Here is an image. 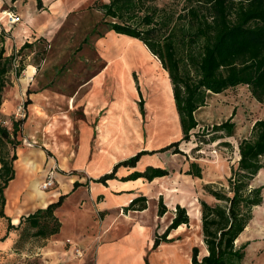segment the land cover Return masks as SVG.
I'll use <instances>...</instances> for the list:
<instances>
[{"label":"crops","instance_id":"0c3cea01","mask_svg":"<svg viewBox=\"0 0 264 264\" xmlns=\"http://www.w3.org/2000/svg\"><path fill=\"white\" fill-rule=\"evenodd\" d=\"M28 2L29 0H0V10H13L22 16V22L12 32L6 20L0 23V50H5V57L20 50L26 43L22 40L23 37L32 41L42 37L48 39L52 34L42 35L40 29H34L30 17L35 18L37 13L43 10L52 11L56 7L60 14H67L66 10L61 9L59 0H52L47 7L43 2L42 9L28 8ZM52 19L58 23L59 16L53 15ZM120 36L123 39L138 41ZM13 42L17 44L13 45ZM121 54L122 57L114 58L115 64L107 65L106 69L93 74L81 85L79 90L86 89L84 95L77 92L73 96H66L54 94L45 87L39 88L34 66L32 67L35 68V73L25 83L30 87L26 98L31 103L27 105L28 118L16 136V140H22L23 144L18 145L16 150L18 158L14 162L15 179L5 190V215L17 225L22 216L46 208L65 196L62 205L55 212L61 222L60 232L47 240L48 243L40 249L45 264H192L193 248L197 244L192 241L188 232L184 230L180 234L179 230L188 229L195 219L200 227L202 239L199 200L215 202L204 190L214 182L203 177V170L202 178L185 174L190 170L191 163L199 164L192 158L188 159L189 156L172 152L145 155L135 168L121 167L116 173V178L106 183L95 182L110 173L119 162L138 152L159 150L183 137L168 73L165 87L168 89L167 96L170 101L165 103V107L160 105L157 112L150 109L145 101L146 116L150 111L155 113L154 118L161 127L157 131L150 122L145 132L138 101V86L131 71L134 61L146 63L148 56H155L149 50H130ZM109 55L111 52L105 51L103 57L106 62L109 60L112 63L113 58H108ZM111 77L117 79V83H108ZM144 84L151 87L152 92L155 91V82L150 84L143 81L139 88L143 86L145 90ZM113 89L115 97L110 99L109 91ZM31 90H34V93ZM79 101L84 104V112L83 118L78 121L72 111L74 103ZM16 104L14 99L2 101L0 115L7 119L16 110ZM60 107L66 112L62 116L54 117V114L59 115L57 109ZM167 118L175 125V136L159 143L153 141L152 137L147 139L146 135L161 132L162 121ZM183 151L186 152L184 149ZM180 157L183 158L182 164L179 163ZM148 166L167 169L170 175L155 178L151 182L144 178L124 179L134 172H143ZM199 166L202 167L200 164ZM176 167L179 171H176ZM51 169L56 172V186L44 192L40 185ZM176 173L191 179L192 186L186 183H182V189L175 186L174 183L180 181ZM75 183H78V186L75 187ZM140 196L147 198V209L126 212L125 208L131 201ZM161 197L165 200V205L169 204L166 199L173 198L171 204L174 205V212L168 210L164 216L159 217ZM178 205L187 209L189 226L181 225L173 230L168 237L173 239L172 242H161L157 249H153L156 236H161L171 224ZM193 214L196 218L192 217ZM0 231L1 238L7 231V221L3 218H0ZM15 237L11 234L5 242H1L0 249H11ZM67 240L74 241L83 249L84 255L80 260L69 250ZM207 253L203 244V256Z\"/></svg>","mask_w":264,"mask_h":264},{"label":"trees","instance_id":"16d2710c","mask_svg":"<svg viewBox=\"0 0 264 264\" xmlns=\"http://www.w3.org/2000/svg\"><path fill=\"white\" fill-rule=\"evenodd\" d=\"M140 1L110 0L100 5V11L105 19H110L105 24L109 31L142 42L160 60L172 84L183 137L159 150H144L119 162L110 173L95 180L98 183L116 178L121 167L135 168L145 155L172 152L187 156L180 145L191 140V132L199 125L195 113L206 106L211 94L219 95L238 86H247L252 97L264 106V0H181L184 13L179 18L187 21L184 32L172 25L173 17L162 16L161 20H156L157 9L139 16ZM186 35L190 36L187 44ZM181 43L185 45L184 55L180 54ZM31 45L26 42L18 54ZM4 53L5 50L1 49L0 107L2 90L7 84L4 78L13 70L16 60V55L5 57ZM24 70L22 65L16 74ZM143 102L141 100L139 104L145 114ZM30 103V100L26 101V105ZM24 122L25 119L14 122L12 132L0 124V218L7 221V231L0 243L16 234L14 245L18 248L35 238L49 240L60 232L61 222L55 212L65 198L62 196L46 208L22 216L17 225L5 215V190L15 179L14 162L18 158L16 136ZM215 129L232 136L234 124L226 122ZM263 170L264 119H259L250 136L239 144V161L232 167L226 186L214 188L207 185L204 188L215 200L214 203L199 200L202 239L208 253L200 258L199 247H194L192 264H245L250 244L238 245L237 241L254 219V208L263 203V187H254L255 178ZM185 174L202 178V168L191 163ZM168 175L170 171L167 169L148 166L143 172H134L124 179L144 178L151 182ZM147 201L144 196L137 197L125 211H144ZM167 211L161 197L158 216H164ZM189 223L187 209L178 205L171 224L161 236H156L153 249H157L161 242H172L173 239H168L170 233L181 225L189 226Z\"/></svg>","mask_w":264,"mask_h":264},{"label":"rangeland","instance_id":"374dc122","mask_svg":"<svg viewBox=\"0 0 264 264\" xmlns=\"http://www.w3.org/2000/svg\"><path fill=\"white\" fill-rule=\"evenodd\" d=\"M51 1L43 0L41 2L40 0L39 2L38 0H29L27 7L42 9L43 2L47 7ZM109 1L59 0L61 9L66 10L67 14H60V11L56 7L52 11L46 12V10H43L37 13L35 18L34 16L30 17L34 29H40L42 35L43 33L46 35L52 34L48 39L42 37L32 41L29 38L27 40L26 37H23L22 40L32 44V47L27 48L19 54L13 51L10 55H16V60L12 67L13 70L4 78L7 84L2 90V101L14 99L17 102V108L7 119H4L1 115L0 117L8 122L4 126L9 128L11 132L13 131L14 122L24 119L26 121L28 118L26 96H28L27 90L30 87L24 83L23 79L29 66H34L37 70L36 80L38 81L39 88L45 87L50 89L54 94L66 96H73L77 92L80 95H84L86 89L79 90L81 85L86 83L93 74L106 69L107 65L115 64L114 58L118 59L122 57V52L126 53L130 50H138L140 52L143 50L148 51V48L143 46L142 43L123 39L121 36L119 38L114 32L107 29L105 24L110 19L104 18L103 13L100 11V5L108 3ZM155 9H157L158 13L156 20H161L162 16L173 17L174 21L172 25H177L184 32L183 27L187 24V21L179 18V15L184 13L183 1L141 0L137 12L139 16H142L147 12L153 13ZM53 15L59 16L58 23L52 19ZM16 27L18 26L11 28V32ZM189 41L190 36L186 35L185 44ZM14 44L16 45L17 43L13 42ZM184 46L181 43L180 54L182 55H184ZM105 51L107 53L111 52V55L107 57L110 59L113 58L112 63L109 60L106 62L103 57ZM142 64L144 62L137 63L134 61L131 71L132 77L138 86V101H144L142 106L144 110H146V101L150 109L157 112L160 105L165 107V103L170 101L167 96L168 89L165 87L166 84L162 82H157L154 92H152L151 87L145 84V90H143V86L139 88V84L143 82ZM22 65L25 67V70L17 75L16 70ZM159 65L163 69L161 64ZM107 82L113 85L117 83V79L111 77ZM31 92L34 93V90H31ZM129 94L135 97L131 92ZM109 96L110 99L115 97L114 89L109 91ZM19 107H22L20 112L18 111ZM83 107L84 104L80 101L74 103L72 112L78 121L83 118ZM57 110L59 115L54 114V117L62 116L66 112L63 107ZM142 115L144 116L145 132L150 122L154 128H157V131L159 130L158 128L161 125H157L159 122H156L154 118L155 113L152 114L150 111L149 115ZM195 117L199 125L191 132V140L189 142L183 141L180 148L187 152L188 159L192 158L198 161L202 166L203 177L206 180L214 182L211 183V186L214 188L226 186L227 179L231 176L232 167L236 166L239 161V144L243 139L250 136L254 123L259 119H264V106L252 97L247 86H238L219 95H209L206 106L200 108L195 113ZM226 122L234 124L232 136H227L225 132L216 131L215 129L216 126ZM162 124L161 132H156L151 136L148 134V136L146 135L147 139L152 137L153 141L159 143L161 141L166 142L175 136V125L172 124L170 118L164 119ZM17 143L20 146L21 143L23 144V141H17ZM214 151H217V154H214ZM180 159L181 161L179 163L182 164L183 158L180 157ZM174 165L172 164V166ZM176 171H179L178 167H176ZM176 174L179 175L180 181L174 183L175 186H179L178 188L181 187L180 189L183 188L182 183L192 186L191 179L184 177L182 174ZM168 183L170 182L168 181ZM254 187H263L264 197V170L255 178ZM181 194L184 195L185 193ZM169 200L166 199V202H169L167 204L168 206H166L167 210H170L172 213L174 212V205L171 204L173 198L171 197ZM192 217L196 218V215L193 214ZM184 230L190 234L192 241L197 246H200V258H202L203 242L200 237L197 221L194 219L188 229H180L179 233L181 234ZM0 235H2L1 231ZM46 243H48L47 240L35 238L25 243L23 247L18 248L15 245L11 249L3 247L0 249V264H45L40 249ZM245 243L250 244L247 248L245 264H264V199L261 206L254 208V219L240 237L237 244L242 245Z\"/></svg>","mask_w":264,"mask_h":264},{"label":"built area","instance_id":"2783aa9c","mask_svg":"<svg viewBox=\"0 0 264 264\" xmlns=\"http://www.w3.org/2000/svg\"><path fill=\"white\" fill-rule=\"evenodd\" d=\"M6 20L7 25L10 28H14L18 24L22 22V16L13 10H0V23ZM22 110V107H19L18 111L20 112ZM0 124L7 125L8 122L3 120L0 117ZM214 154H217V151H214ZM56 186V172L55 169H51L47 172L46 178L40 185V189L44 192L50 191L54 189ZM66 244L69 247V250L72 252L73 256L77 259L82 258L84 255L83 249H81L79 246L75 244L72 240H67Z\"/></svg>","mask_w":264,"mask_h":264},{"label":"bare ground","instance_id":"6f19581e","mask_svg":"<svg viewBox=\"0 0 264 264\" xmlns=\"http://www.w3.org/2000/svg\"><path fill=\"white\" fill-rule=\"evenodd\" d=\"M115 35L117 37L120 38V35L116 34ZM142 43V42H141ZM143 46H145L143 44ZM149 50V49H148ZM151 56V55H150ZM149 57V59L146 61V63L142 64L141 67H142V80L145 82H150V84H153V82H155V85L160 82L162 83H166L167 82V77H166V74L167 72L164 70V69H161L159 67V59L155 57ZM142 63V62H140ZM126 71V70H125ZM35 73V68L30 66L28 67L26 73H25V77L23 79L24 83H26V81L28 79L31 78V76ZM124 75V74H123ZM156 87V86H155ZM143 92V91H142ZM108 107V106H107ZM136 109V108H135ZM105 111V110H104ZM131 112V111H130ZM144 117V116H143ZM137 118V117H136ZM144 119V118H143ZM104 125V124H103ZM129 126V125H128ZM107 127V126H106ZM133 129V128H132ZM102 132V131H101ZM126 133V132H125ZM106 134V133H105ZM112 134V133H110ZM131 135V134H130ZM100 136V135H99ZM104 136V135H103ZM112 136V135H111ZM117 138V136H116ZM119 138V137H118ZM109 143V142H108ZM112 144V143H110ZM200 228V227H199Z\"/></svg>","mask_w":264,"mask_h":264}]
</instances>
